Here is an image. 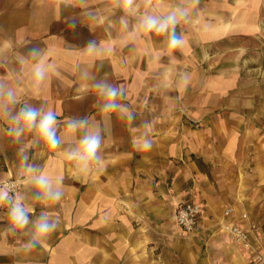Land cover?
Listing matches in <instances>:
<instances>
[{
    "label": "crops",
    "instance_id": "0c3cea01",
    "mask_svg": "<svg viewBox=\"0 0 264 264\" xmlns=\"http://www.w3.org/2000/svg\"><path fill=\"white\" fill-rule=\"evenodd\" d=\"M263 8L264 0H132L127 8L124 0H0V185L25 179L28 221L14 227L7 195L0 201V264H252L253 251L237 246L219 225L246 229L258 245L259 232L241 213L254 202L251 187L264 188V155L256 161L257 177L233 171L235 138L224 145L198 133L190 139L186 126L168 122L167 109L140 108L134 99L152 80L169 85L192 52L196 61L198 53L204 58L207 51L240 49L261 31ZM149 17L174 23L158 34L145 30ZM173 30L182 40L175 49L169 47ZM38 66L43 79L36 77ZM96 85L116 89L119 107L103 112L107 99ZM27 108L56 114L57 147L24 125ZM69 118L87 124L72 131ZM97 130L100 147L88 157L81 141ZM205 161L224 170L219 185L229 179L235 215L221 213L220 202L199 182L207 177L197 162ZM41 176L47 187L38 184ZM171 177L172 185L165 181ZM191 179L192 191H184ZM184 202L202 207L189 241L169 234ZM40 223L54 229L40 234ZM201 240L209 249L202 262L194 251Z\"/></svg>",
    "mask_w": 264,
    "mask_h": 264
},
{
    "label": "rangeland",
    "instance_id": "374dc122",
    "mask_svg": "<svg viewBox=\"0 0 264 264\" xmlns=\"http://www.w3.org/2000/svg\"><path fill=\"white\" fill-rule=\"evenodd\" d=\"M260 23L262 29L259 34L245 38L247 40L241 42L243 45L240 49L207 51L204 58L202 55L198 56V53L195 57L198 61L193 59L192 52L189 62L183 59V66L175 68L174 78L169 85L165 86V82L152 80L145 86L146 92L141 93L142 97L134 99L140 108H156L159 113L167 109L168 113H171L168 115V122L186 126L191 133L190 139L193 138L192 133H198L209 141L212 140V144L220 139L224 145L225 140L235 138L234 154L239 163H236L232 170L242 171L250 177H257L256 161L261 154L264 155V8ZM164 117L158 115L159 121ZM181 132L182 129H179L175 133ZM205 149H211L212 152L216 150L207 146ZM225 150L224 148L223 152ZM195 161L196 158L192 157L189 162L192 165ZM173 164L181 166L182 161L175 158ZM197 165L206 174V181L204 179L199 182L206 185L209 198L220 202L221 213L223 211L226 216L235 215L236 209L229 202L231 196L229 189H226L229 179L222 180L223 183L219 185V176H224V170H214L213 165L206 161L203 165L197 162ZM172 178L165 179L167 184L172 185ZM251 181L257 182L255 179ZM190 183L184 191H192L195 182L191 179ZM257 186L251 187L257 194H254L253 204L250 202L245 205L246 211L241 213V219L252 221V231L259 232L260 236L258 245L251 237L250 241L255 248H260L264 247V188ZM229 210H232V215H227ZM244 214L247 215L245 219ZM141 222L145 224L144 220ZM228 223L230 222L219 225V228L223 233L226 232L237 246L243 247L226 231L225 226ZM169 234L189 241L195 238L197 233L184 235L178 226H175ZM196 244V255L201 262L206 261L209 255L207 243L201 240Z\"/></svg>",
    "mask_w": 264,
    "mask_h": 264
},
{
    "label": "clouds",
    "instance_id": "9594fccd",
    "mask_svg": "<svg viewBox=\"0 0 264 264\" xmlns=\"http://www.w3.org/2000/svg\"><path fill=\"white\" fill-rule=\"evenodd\" d=\"M125 8L131 5L132 0H124ZM170 23H174V18L170 17L168 21L162 24H158V22L154 18H147L144 27L146 31H155L156 33H163L167 30ZM182 43V40L175 36L174 30L172 37L169 41V47L172 49L177 48ZM91 48V45H90ZM44 73L43 70L38 66L36 68V77L38 79H43ZM98 89H100L101 94H103L107 102L103 106L102 111L105 113H108L110 111L115 110L118 105L114 103L115 98L117 96V90L111 87H107L104 85H96ZM56 114L52 111H48L46 113H40L35 109L27 108L25 110H22L21 112V118L23 120L24 125L31 129L32 127H36L40 136L45 140L46 143L50 145V147L55 148L59 145L60 140L56 136L55 132V125L57 124ZM39 117V122L37 123ZM132 117L129 115V119ZM87 124L86 120H71L69 118L68 128L72 131L76 130L77 128H83ZM100 134L97 130L95 133H89L84 136V138L81 141V146L83 149V152L88 157L95 156L98 148L100 147ZM133 146L135 147V142L133 143ZM151 147L150 142L145 141L142 145V148L144 150H147ZM38 184L41 187H47L48 182L44 176H41L38 178ZM51 194V193H50ZM6 193H0V201H3V199L6 197ZM59 193H56L53 195V199L59 198ZM12 220L14 224L18 227H23L25 224H27V217L24 213V211L17 205V207L14 209L12 213ZM54 229V225H48L47 223H40L38 226V231L40 234H47L49 231Z\"/></svg>",
    "mask_w": 264,
    "mask_h": 264
},
{
    "label": "built area",
    "instance_id": "2783aa9c",
    "mask_svg": "<svg viewBox=\"0 0 264 264\" xmlns=\"http://www.w3.org/2000/svg\"><path fill=\"white\" fill-rule=\"evenodd\" d=\"M24 178H9L4 180L0 187L7 194V214L14 227H17L12 220V213L17 205L26 211V205L21 198V189L23 187ZM202 207L195 202H184L177 206L176 218L177 226L180 232L184 235L197 233L200 225V217ZM227 215H232V210L227 212ZM246 214L243 215L245 219ZM226 231L232 238L241 246L250 248L254 253V261L252 264H264V247L255 248L250 241V233L246 229L234 224L228 223L225 226Z\"/></svg>",
    "mask_w": 264,
    "mask_h": 264
}]
</instances>
